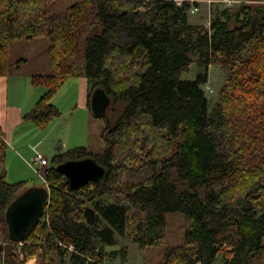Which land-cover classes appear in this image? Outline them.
<instances>
[{
	"label": "trees",
	"instance_id": "1",
	"mask_svg": "<svg viewBox=\"0 0 264 264\" xmlns=\"http://www.w3.org/2000/svg\"><path fill=\"white\" fill-rule=\"evenodd\" d=\"M178 1L75 0L49 13L52 0H0V75L13 67V40L50 42V71L32 76L46 91L24 118L44 130L71 77L87 79L89 105L98 87L110 98L103 151L52 157L50 203L22 246L5 214L26 183L0 172V264H24L19 249L38 264H108L107 247L123 237L142 250L164 246L172 215L183 217L185 240L165 246L161 264H215L220 253L221 264H264V1L220 6L209 25L190 23L197 2ZM194 64L203 71L183 78ZM211 65L227 76L209 110ZM86 157L106 174L71 188L56 166Z\"/></svg>",
	"mask_w": 264,
	"mask_h": 264
},
{
	"label": "rangeland",
	"instance_id": "2",
	"mask_svg": "<svg viewBox=\"0 0 264 264\" xmlns=\"http://www.w3.org/2000/svg\"><path fill=\"white\" fill-rule=\"evenodd\" d=\"M242 0H236L232 4H227L226 2H214L211 3L210 6H207L202 13H191L189 12V20L191 23L200 22L206 25H209L211 19L214 16V13L220 6L233 5L237 4ZM252 3H261L264 0H248ZM75 0H52L51 4L47 8L49 13H63L67 10L69 6ZM50 42L47 37H36L32 39H22V40H13L10 45V61L13 64L11 68V72L13 74L26 75L27 73L35 74V73H48L50 71V66L48 62V54L47 49ZM203 71V68L198 67L196 64L192 65L191 68L183 73L182 77L185 79H195L199 72ZM227 76V70L221 68L216 65H211L208 70V80L203 85V88L206 92V95L209 100V110L212 108L214 103L218 100L219 91L223 86V83ZM71 83V82H70ZM59 92H56L57 97L54 96L51 99L52 101H56L59 98V101L63 104L65 97V93H71L72 90L68 91L72 84H65ZM70 85V86H68ZM42 87L46 91V87L42 85ZM77 92V91H76ZM75 92V93H76ZM63 95V99H62ZM67 102V101H65ZM64 102V103H65ZM55 103V102H54ZM53 103V104H54ZM56 104V103H55ZM78 112V111H77ZM70 111L65 110L63 116L61 118H66L69 115ZM58 119V118H57ZM78 120V116L75 118ZM58 120V121H61ZM63 121V120H62ZM59 122L56 125L50 126L51 134L50 139L47 143L52 145L53 148L56 146H60L63 141H66L65 130L62 125L64 122ZM78 123V121H76ZM82 126V125H81ZM88 131H91L89 136V132L85 137H77L76 140L78 143L84 142L86 146H89V149L93 152H102L105 143L102 139L103 129L106 127V121L102 117L92 116L91 124L89 129V124L87 123ZM74 132L73 135L78 134V130H80V125L73 127ZM89 136V138H88ZM62 141V142H61ZM77 143V144H78ZM72 148V147H71ZM69 149V148H68ZM66 149L63 148L64 152ZM37 152L42 153L45 157L51 161L52 157L55 155L53 149L51 150L49 147H43L39 149H35L34 151H29L28 153H24V155L18 157L15 156L14 152L9 155L7 163L5 166L7 167V175L6 180L10 183H18L25 182L26 184L20 188L17 192L18 196L24 193L25 191L33 188H45L48 189V185L45 180V172H43L44 179L37 173L36 167L37 164H31L33 158V154L36 156ZM33 153V154H32ZM57 153V152H56ZM2 165L0 164V172L2 169ZM169 222L167 228L165 229V245L157 246L151 249L142 250L139 246L132 241L129 237L121 238V244L118 246H110L107 247V251L109 253L107 258L108 264H161L163 253L165 246L168 245H177L182 244L185 240V222L183 217L179 215H172L169 217ZM2 240V234L0 233V241ZM127 247L126 260H124V252L122 248ZM35 258L31 264H38L37 257ZM223 262V255L220 253L218 255L217 261L215 264H221Z\"/></svg>",
	"mask_w": 264,
	"mask_h": 264
},
{
	"label": "crops",
	"instance_id": "3",
	"mask_svg": "<svg viewBox=\"0 0 264 264\" xmlns=\"http://www.w3.org/2000/svg\"><path fill=\"white\" fill-rule=\"evenodd\" d=\"M188 1L198 3L197 6L194 5L198 9L194 12H190L200 14L207 6H210L211 3L223 2L224 0ZM201 23L202 22H200V19H198V22L192 24ZM35 74L27 73L26 75H19L9 73L7 75H0V130L7 143L6 163L9 155L13 152L15 156L18 157V155L22 156L24 155V153L43 148L45 146L49 147L51 150L53 149L55 154H57L59 152H62L63 148L67 150L71 147L73 148L76 146H86L84 142L78 143L77 141L80 140H76V138H81L82 136L85 137L88 132L89 136L91 134V131H88L87 123L89 124L90 129L91 118L94 115L90 108L91 105H89L88 82L85 77H71L64 82L59 90H61L63 86H66L65 84L68 83L72 84L71 86L68 85L70 86L68 91L72 90V92L70 94H64V102H67H63V104L59 101V98H57L56 101L51 100L52 103H56H54V105L59 109L60 115L51 120V122L44 130L39 129L31 119L24 118L25 114L34 107L36 102L45 92V89L42 87V85H34L32 83V76ZM54 96L57 97L58 95H56L55 93ZM65 110L70 111V113L66 118L64 117L62 121L61 118ZM77 116L78 120L75 119ZM58 120L64 122L62 123V125L66 132V141H61L62 143L60 146H56V148H53L52 145H49V143H47V141L51 140L50 126H53V124L56 125L57 123L61 122ZM76 121H78L81 129L78 130L77 135H73V127L76 128V126L78 125ZM38 153L40 152H37V154ZM34 157L35 155L33 154V158ZM5 164H1L3 166L1 171L4 168L7 169Z\"/></svg>",
	"mask_w": 264,
	"mask_h": 264
},
{
	"label": "water",
	"instance_id": "4",
	"mask_svg": "<svg viewBox=\"0 0 264 264\" xmlns=\"http://www.w3.org/2000/svg\"><path fill=\"white\" fill-rule=\"evenodd\" d=\"M110 103L106 91L96 88L90 100L91 111L94 116L105 113ZM68 180L71 188H79L90 180H98L105 176L106 169L97 163L92 157L77 160H67L56 166ZM49 191L45 188H33L17 196L7 207L5 218L8 226V234L13 242H22L28 233L41 220Z\"/></svg>",
	"mask_w": 264,
	"mask_h": 264
},
{
	"label": "built area",
	"instance_id": "5",
	"mask_svg": "<svg viewBox=\"0 0 264 264\" xmlns=\"http://www.w3.org/2000/svg\"><path fill=\"white\" fill-rule=\"evenodd\" d=\"M181 0H179L178 2L180 3ZM234 1L236 0H224L223 2H226L227 4H232ZM198 8L197 7H193L191 9V12L196 11ZM37 164V167L35 168L37 173L44 179L43 177V172H45V170L47 169L48 165H49V159L47 157H45L44 155H42L41 153H38L34 159L32 160L31 164ZM50 203V200L48 198L47 205ZM28 242V241H27ZM20 246H22L25 243V240L22 242H17ZM30 243V242H29ZM60 245L62 243H59ZM70 250H73L72 246L68 247ZM18 255L21 261L24 262V264H31L32 261L35 260V258H31L26 256L20 249L18 250ZM199 264V263H198Z\"/></svg>",
	"mask_w": 264,
	"mask_h": 264
}]
</instances>
